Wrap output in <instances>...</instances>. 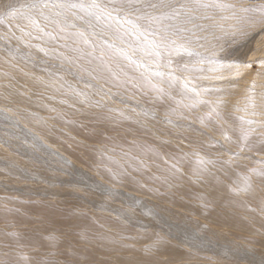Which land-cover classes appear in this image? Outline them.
<instances>
[{
    "label": "rangeland",
    "instance_id": "374dc122",
    "mask_svg": "<svg viewBox=\"0 0 264 264\" xmlns=\"http://www.w3.org/2000/svg\"><path fill=\"white\" fill-rule=\"evenodd\" d=\"M0 264H264V0H0Z\"/></svg>",
    "mask_w": 264,
    "mask_h": 264
},
{
    "label": "snow or ice",
    "instance_id": "6c2138e0",
    "mask_svg": "<svg viewBox=\"0 0 264 264\" xmlns=\"http://www.w3.org/2000/svg\"><path fill=\"white\" fill-rule=\"evenodd\" d=\"M45 6H47V5L45 4ZM75 6L76 5H71V7H75ZM31 7H36V5H32ZM173 43H174V41H173ZM187 54L189 56L193 55V53L191 51H188ZM185 87H187V85H185ZM247 123H252V121H248ZM242 137H243L244 140H247L249 138V133L243 132L242 133Z\"/></svg>",
    "mask_w": 264,
    "mask_h": 264
}]
</instances>
